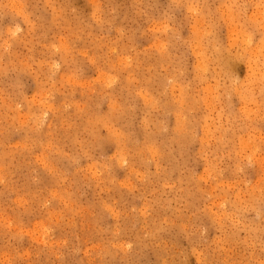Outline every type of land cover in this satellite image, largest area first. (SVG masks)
<instances>
[{
  "label": "rangeland",
  "instance_id": "obj_1",
  "mask_svg": "<svg viewBox=\"0 0 264 264\" xmlns=\"http://www.w3.org/2000/svg\"><path fill=\"white\" fill-rule=\"evenodd\" d=\"M0 264H264V0H0Z\"/></svg>",
  "mask_w": 264,
  "mask_h": 264
},
{
  "label": "bare ground",
  "instance_id": "obj_2",
  "mask_svg": "<svg viewBox=\"0 0 264 264\" xmlns=\"http://www.w3.org/2000/svg\"><path fill=\"white\" fill-rule=\"evenodd\" d=\"M211 95V94H210Z\"/></svg>",
  "mask_w": 264,
  "mask_h": 264
}]
</instances>
